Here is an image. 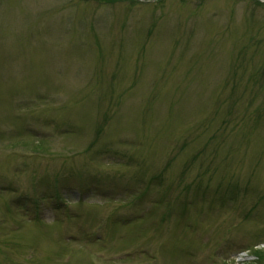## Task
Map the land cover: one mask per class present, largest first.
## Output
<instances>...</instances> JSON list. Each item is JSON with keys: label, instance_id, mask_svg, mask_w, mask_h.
I'll return each instance as SVG.
<instances>
[{"label": "rangeland", "instance_id": "obj_1", "mask_svg": "<svg viewBox=\"0 0 264 264\" xmlns=\"http://www.w3.org/2000/svg\"><path fill=\"white\" fill-rule=\"evenodd\" d=\"M7 185L0 264H264V0H0Z\"/></svg>", "mask_w": 264, "mask_h": 264}, {"label": "trees", "instance_id": "obj_2", "mask_svg": "<svg viewBox=\"0 0 264 264\" xmlns=\"http://www.w3.org/2000/svg\"><path fill=\"white\" fill-rule=\"evenodd\" d=\"M100 1H103V0H100ZM257 5H259V4H257ZM88 150H91L90 148H88ZM255 252V254H257L258 255V251H254ZM259 256H261V255H259Z\"/></svg>", "mask_w": 264, "mask_h": 264}]
</instances>
